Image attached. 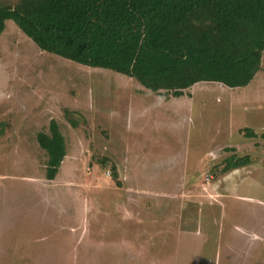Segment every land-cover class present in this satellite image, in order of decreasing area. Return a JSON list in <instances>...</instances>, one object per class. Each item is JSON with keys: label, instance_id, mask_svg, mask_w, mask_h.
<instances>
[{"label": "rangeland", "instance_id": "obj_1", "mask_svg": "<svg viewBox=\"0 0 264 264\" xmlns=\"http://www.w3.org/2000/svg\"><path fill=\"white\" fill-rule=\"evenodd\" d=\"M54 122L51 180L37 138ZM263 132L264 52L248 85L174 97L41 51L5 20L0 264H264ZM233 155L251 162L222 172Z\"/></svg>", "mask_w": 264, "mask_h": 264}, {"label": "trees", "instance_id": "obj_2", "mask_svg": "<svg viewBox=\"0 0 264 264\" xmlns=\"http://www.w3.org/2000/svg\"><path fill=\"white\" fill-rule=\"evenodd\" d=\"M7 19L41 51L174 97L200 82L244 87L262 68L264 0H16L0 3V33ZM37 139L52 180L64 136L54 122ZM250 162L233 155L222 172Z\"/></svg>", "mask_w": 264, "mask_h": 264}]
</instances>
